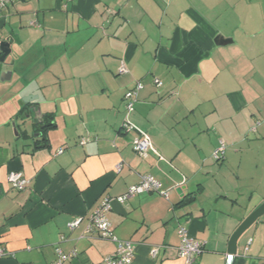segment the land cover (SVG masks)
<instances>
[{"label":"crops","instance_id":"obj_1","mask_svg":"<svg viewBox=\"0 0 264 264\" xmlns=\"http://www.w3.org/2000/svg\"><path fill=\"white\" fill-rule=\"evenodd\" d=\"M3 43L0 264H52L58 249L64 264L103 263L116 246L87 227L106 197L114 235L135 245L132 264H185L180 226L204 245L197 264H227L232 235L264 203V0H15L0 12ZM28 95L39 101L21 120ZM48 115L45 146L19 137L17 125ZM126 121L149 137L147 157ZM147 175L160 192L117 200ZM235 264H264V215Z\"/></svg>","mask_w":264,"mask_h":264},{"label":"built area","instance_id":"obj_2","mask_svg":"<svg viewBox=\"0 0 264 264\" xmlns=\"http://www.w3.org/2000/svg\"><path fill=\"white\" fill-rule=\"evenodd\" d=\"M15 0H0V12L6 10L10 4ZM127 69L125 65L121 66V72H126ZM156 87H161L163 83L159 79L154 80ZM143 89V84L138 82L136 86L126 93L127 100V110L132 112L134 105L137 101L139 92ZM124 130L126 132H139V129L133 125L131 122L126 121L124 123ZM140 134L133 141V150L136 154L147 157L149 152L153 150L152 144L149 137L143 133ZM62 153V150L60 151ZM213 159L216 161H221L225 157V145L221 143L219 148L213 153ZM122 165L118 166V169ZM9 181L12 187L16 190H24L28 181L24 178L21 172H14L10 174ZM161 184L153 176L147 175L142 176L140 183L132 186L128 192L117 200L119 202H125L127 199L142 194V193H151V192H160ZM163 196L168 198L167 192H162ZM111 199L106 197L101 204L89 215V225L87 227L88 233H95L97 237L101 240H107L115 244L116 250L115 253L107 257L101 264H132L135 259V245L130 241H121L119 240L113 232L112 224L109 220L108 214L111 210ZM82 222V218H77L69 224L70 229L79 227ZM178 235L180 237V246H179V255L185 261V264H197L199 256L204 252V245L197 241L195 238L189 236L188 229L185 226H180L178 229ZM157 250H155V254ZM58 259L52 264H64L68 260L61 249L57 250ZM0 255H3V251L0 250ZM75 255V253H74Z\"/></svg>","mask_w":264,"mask_h":264},{"label":"water","instance_id":"obj_3","mask_svg":"<svg viewBox=\"0 0 264 264\" xmlns=\"http://www.w3.org/2000/svg\"><path fill=\"white\" fill-rule=\"evenodd\" d=\"M7 51V53H6ZM11 51V48L9 46V43H3L0 44V55L6 56ZM12 78V72H4L1 75L2 81H8ZM38 96H28L23 100V103L25 104H32L35 102L36 99H38ZM31 111L33 110L30 109ZM41 113L40 110H38V113ZM30 113L28 114V116ZM41 117V115H40ZM22 120V119H21ZM20 128V126H19ZM264 215V203L259 206L256 210H254L239 226V228L235 231V233L232 235L230 242H229V249H228V259L227 264H235L236 259L238 257V243L241 239V237L250 229V227L255 224L262 216Z\"/></svg>","mask_w":264,"mask_h":264},{"label":"trees","instance_id":"obj_4","mask_svg":"<svg viewBox=\"0 0 264 264\" xmlns=\"http://www.w3.org/2000/svg\"><path fill=\"white\" fill-rule=\"evenodd\" d=\"M34 105L32 104H26L25 107L21 110V114L19 113V115L17 117H20V119L25 120L29 114V111L27 109L28 106H32ZM29 107V108H30ZM51 126V121L49 120V115L48 116H42L41 122H33V129L35 132H41L43 133V137L42 140L40 142L37 143L36 148H39L41 146H45L44 144H46L47 139L45 138V135L47 133V129H49V127ZM17 130L18 133H20L19 131V125H17Z\"/></svg>","mask_w":264,"mask_h":264},{"label":"flooded vegetation","instance_id":"obj_5","mask_svg":"<svg viewBox=\"0 0 264 264\" xmlns=\"http://www.w3.org/2000/svg\"><path fill=\"white\" fill-rule=\"evenodd\" d=\"M30 109H32V107H30ZM33 115L36 116L35 111H34ZM18 135L20 138H23L24 140L31 142V144L35 147H36L37 143L42 140V137H43V133L35 132L34 129H32V128L26 129V130L22 129V130H20V133Z\"/></svg>","mask_w":264,"mask_h":264},{"label":"rangeland","instance_id":"obj_6","mask_svg":"<svg viewBox=\"0 0 264 264\" xmlns=\"http://www.w3.org/2000/svg\"><path fill=\"white\" fill-rule=\"evenodd\" d=\"M11 67H12V66H11ZM15 82H17V79H16V78H15V80L12 82V84H14ZM28 96H31V95H28ZM28 96L21 97L20 102H21L22 100H24V99H25L26 97H28ZM32 96H36V95H32ZM35 101L37 102V101H39V100L36 99ZM29 107H30V106H28L27 109L29 110V112H31V110H30ZM17 118H18V117H17ZM2 119H3V118H1V116H0V121H2ZM214 161H216V160L214 159ZM216 162H218V161H216Z\"/></svg>","mask_w":264,"mask_h":264}]
</instances>
